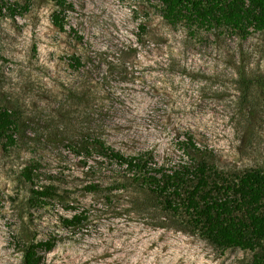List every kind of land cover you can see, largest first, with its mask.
I'll return each instance as SVG.
<instances>
[{"label": "rangeland", "instance_id": "obj_1", "mask_svg": "<svg viewBox=\"0 0 264 264\" xmlns=\"http://www.w3.org/2000/svg\"><path fill=\"white\" fill-rule=\"evenodd\" d=\"M66 3L60 29L52 0H0V109L18 122L15 144L0 143V264H21L22 240L47 238L56 243L44 264H246L254 251L214 248L139 209V189L116 187L128 182L122 168L72 146L90 133L165 161L187 132L218 170L264 171V30L173 26L157 0ZM49 184L57 198L31 201ZM77 211L83 225L66 228Z\"/></svg>", "mask_w": 264, "mask_h": 264}, {"label": "trees", "instance_id": "obj_2", "mask_svg": "<svg viewBox=\"0 0 264 264\" xmlns=\"http://www.w3.org/2000/svg\"><path fill=\"white\" fill-rule=\"evenodd\" d=\"M60 9L52 14V22L64 27L62 11L67 0H52ZM163 20L188 29L224 28L246 37L253 31L264 30V0H157ZM14 10V9H12ZM71 65L78 69L81 58L71 56ZM249 79L247 82H251ZM264 84V79L258 78ZM18 122L9 108L0 109V143L7 148L15 144ZM178 139L179 155L160 161L150 149L125 154L107 144L99 136L82 135L75 152L96 154L122 168L125 182L116 185L139 189L144 196L134 203L139 209H158L177 227L198 235L214 248H240L254 251L246 264H264V171L251 167L241 172L218 170L211 154L198 145L191 133ZM91 137V138H90ZM4 140V142H1ZM35 165L26 166L23 176L32 181ZM88 190L100 189L88 183ZM31 201L45 203L57 198L53 185L32 189ZM71 207V206H69ZM72 208V207H71ZM87 216L74 212L61 219L66 228L83 225ZM55 238L21 241V264H44V252L51 250Z\"/></svg>", "mask_w": 264, "mask_h": 264}]
</instances>
